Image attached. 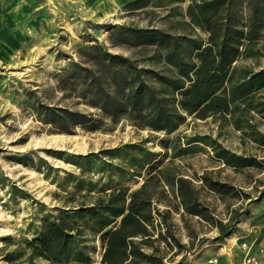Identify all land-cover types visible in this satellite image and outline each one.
Listing matches in <instances>:
<instances>
[{"label": "trees", "instance_id": "trees-1", "mask_svg": "<svg viewBox=\"0 0 264 264\" xmlns=\"http://www.w3.org/2000/svg\"><path fill=\"white\" fill-rule=\"evenodd\" d=\"M124 9L151 20L142 27L107 25L109 47L98 40L82 44L56 73L62 98L86 109L45 104L27 92L29 107L37 120L65 134L104 130L107 121L111 129L129 122L161 133L164 154L138 144L83 157L81 175L65 177L73 190L60 184L64 207L44 215L33 237L17 244L18 253L4 255L10 264H183L203 245L231 238L264 200V131L254 115L237 125L256 153H237L211 135L179 134L190 117L226 111L225 96L249 99L247 111L264 119V95L257 94L264 69L237 65L264 39V0H129ZM157 17L164 25H155ZM115 47L132 49L135 57L112 52ZM197 144L211 148L223 167L185 174L175 159ZM91 162L100 165L97 180L88 176ZM224 169L242 179H221ZM206 226L215 237L205 236Z\"/></svg>", "mask_w": 264, "mask_h": 264}, {"label": "rangeland", "instance_id": "rangeland-1", "mask_svg": "<svg viewBox=\"0 0 264 264\" xmlns=\"http://www.w3.org/2000/svg\"><path fill=\"white\" fill-rule=\"evenodd\" d=\"M127 1L0 0V264H10L4 255L16 249L18 253L21 249L17 244L33 237L44 215L57 213V208L64 207L63 199L57 195L67 192L60 184L66 185L68 191L73 190V182L65 177L67 173L81 175L77 163L83 157L93 154L104 157L102 154L109 149L138 144L164 154L158 143V139L163 137L161 133L138 129L129 122H122L111 129L107 121L104 130L95 132L84 128H77L74 134L53 131L49 125L37 120L26 96L30 92L45 104L86 109L82 104L74 105L76 99L62 98V93L56 88V73L77 57V48L82 44H93L98 40L109 47L107 25H148L151 19L147 15L125 11ZM155 19L156 26L164 25L160 17ZM111 51L135 57L132 49L115 47ZM237 65L257 72L263 70L264 39L254 47L252 55L243 57ZM257 94L264 95V88ZM225 97L229 104L226 111L205 119L190 117L179 134L182 137L211 135L225 147L246 153L252 146L245 144V137L237 124L241 125L242 121L254 115L264 131V119L247 111L249 99L232 102ZM193 147L185 157L175 159L185 174L193 176L223 167L213 159L211 148L203 144ZM249 153H256V150L251 149ZM105 160L122 165L118 158L106 156ZM89 169V177L100 178L98 163H92ZM220 177L235 178L236 182L242 179L241 174L230 169H224ZM142 181V178L138 179L139 184ZM127 184L133 188L139 185L132 181ZM217 204L219 210L223 209L221 203ZM203 232L208 238L215 237L217 233L207 226ZM180 236L188 242L185 229L180 230ZM7 237L10 239L5 240ZM243 238L256 247L257 243L250 240L251 237ZM243 238L241 236L239 241ZM227 240L224 243H228ZM217 245L220 244L207 243L187 257H200L209 252L204 256L208 260L213 257L210 253L220 247ZM180 259L181 256L176 261ZM261 264H264V257Z\"/></svg>", "mask_w": 264, "mask_h": 264}, {"label": "crops", "instance_id": "crops-1", "mask_svg": "<svg viewBox=\"0 0 264 264\" xmlns=\"http://www.w3.org/2000/svg\"><path fill=\"white\" fill-rule=\"evenodd\" d=\"M256 213V216H253ZM255 228V229H254ZM243 237H251L255 241V249L263 248L264 249V200L258 203L252 210L250 216L246 218L239 225V230L233 235L230 240H227L228 243H218L219 248L215 249L213 253H210L213 257L205 260L209 252L205 253L203 256H189L186 258L183 264H241L243 259V252L239 247V244ZM237 251L240 254H237ZM218 257H217V256ZM216 256V257H215ZM264 257V255L261 257ZM217 258V263H209L210 259ZM78 264V263H71Z\"/></svg>", "mask_w": 264, "mask_h": 264}, {"label": "built area", "instance_id": "built-area-1", "mask_svg": "<svg viewBox=\"0 0 264 264\" xmlns=\"http://www.w3.org/2000/svg\"><path fill=\"white\" fill-rule=\"evenodd\" d=\"M240 249L243 252V259L241 264H261V257L264 255L263 248L255 249V245L244 239L239 244ZM218 259L213 258L209 260V263H217Z\"/></svg>", "mask_w": 264, "mask_h": 264}]
</instances>
